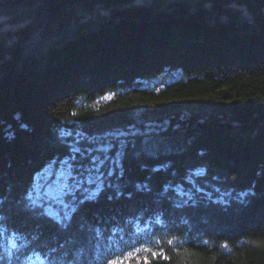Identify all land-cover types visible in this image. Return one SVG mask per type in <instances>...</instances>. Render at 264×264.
Here are the masks:
<instances>
[{
  "label": "trees",
  "instance_id": "obj_1",
  "mask_svg": "<svg viewBox=\"0 0 264 264\" xmlns=\"http://www.w3.org/2000/svg\"><path fill=\"white\" fill-rule=\"evenodd\" d=\"M135 1L0 0V264H264V0Z\"/></svg>",
  "mask_w": 264,
  "mask_h": 264
},
{
  "label": "rangeland",
  "instance_id": "obj_2",
  "mask_svg": "<svg viewBox=\"0 0 264 264\" xmlns=\"http://www.w3.org/2000/svg\"><path fill=\"white\" fill-rule=\"evenodd\" d=\"M148 0H136L135 3H142ZM242 13H245L244 11ZM241 13V14H242ZM67 172L63 168H59L55 175L51 176L49 170H43L42 174L37 175L33 185L32 200L43 204L45 210L53 215H57L59 211H65V202L63 199L64 192L67 188ZM90 182V180H87ZM47 193L45 195L44 193ZM34 259L29 260L33 264Z\"/></svg>",
  "mask_w": 264,
  "mask_h": 264
},
{
  "label": "snow or ice",
  "instance_id": "obj_3",
  "mask_svg": "<svg viewBox=\"0 0 264 264\" xmlns=\"http://www.w3.org/2000/svg\"><path fill=\"white\" fill-rule=\"evenodd\" d=\"M79 152H80V149L78 147L73 148V147L70 146L71 155H70V157L68 159H66L64 161V163H66L68 165V175L69 176H72L73 167H74L73 162L76 160V154L79 153ZM76 167H83V166L82 165H76ZM77 187H79V184H77ZM44 194L47 195L46 192ZM146 251H149V250H146ZM151 255H152V258H154V259L157 258V257H160V258H163V259H168V257L163 254V250L153 251L151 253ZM143 264H150V261H149L147 256L144 257Z\"/></svg>",
  "mask_w": 264,
  "mask_h": 264
}]
</instances>
